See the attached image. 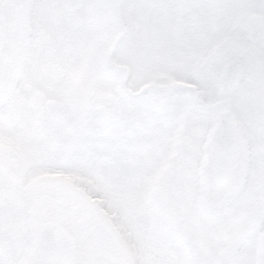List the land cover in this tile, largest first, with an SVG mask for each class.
Masks as SVG:
<instances>
[{
    "label": "snow or ice",
    "instance_id": "obj_1",
    "mask_svg": "<svg viewBox=\"0 0 264 264\" xmlns=\"http://www.w3.org/2000/svg\"><path fill=\"white\" fill-rule=\"evenodd\" d=\"M14 3L22 24L0 16V264H264V0ZM114 24L131 72L101 105L73 77ZM169 155L151 196L138 176ZM102 157L127 162L121 179Z\"/></svg>",
    "mask_w": 264,
    "mask_h": 264
},
{
    "label": "flooded vegetation",
    "instance_id": "obj_2",
    "mask_svg": "<svg viewBox=\"0 0 264 264\" xmlns=\"http://www.w3.org/2000/svg\"><path fill=\"white\" fill-rule=\"evenodd\" d=\"M0 16H4L20 25L23 22L24 13L22 9L16 6L14 0H3V3L0 4ZM121 35L122 33L115 27V24L107 34L101 33L96 46L89 51L87 58L81 63L73 77L74 90L87 93L101 105H108L116 99V93L109 87L110 84L122 88L129 83L128 76L131 68L127 60L131 53H120L118 58L112 56V52L119 44ZM234 39L232 34H226L222 37L221 42L224 43ZM173 160L174 157L169 155L160 162L154 174L143 176L141 173L138 176V181H146L149 195L156 196L159 194L161 181L169 174ZM98 163L116 170L117 179L122 178L119 173L123 171L127 164L124 160L106 157L100 158ZM123 248L126 252L132 253L135 244L131 240H126L123 243Z\"/></svg>",
    "mask_w": 264,
    "mask_h": 264
},
{
    "label": "clouds",
    "instance_id": "obj_3",
    "mask_svg": "<svg viewBox=\"0 0 264 264\" xmlns=\"http://www.w3.org/2000/svg\"><path fill=\"white\" fill-rule=\"evenodd\" d=\"M120 55L119 44L116 46L115 50L112 52V56L118 58Z\"/></svg>",
    "mask_w": 264,
    "mask_h": 264
},
{
    "label": "rangeland",
    "instance_id": "obj_4",
    "mask_svg": "<svg viewBox=\"0 0 264 264\" xmlns=\"http://www.w3.org/2000/svg\"><path fill=\"white\" fill-rule=\"evenodd\" d=\"M125 250V249H124Z\"/></svg>",
    "mask_w": 264,
    "mask_h": 264
}]
</instances>
